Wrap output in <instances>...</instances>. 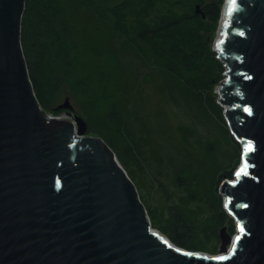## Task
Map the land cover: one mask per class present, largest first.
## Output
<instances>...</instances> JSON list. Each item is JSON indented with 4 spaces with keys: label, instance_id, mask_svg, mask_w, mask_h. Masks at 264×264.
<instances>
[{
    "label": "water",
    "instance_id": "1",
    "mask_svg": "<svg viewBox=\"0 0 264 264\" xmlns=\"http://www.w3.org/2000/svg\"><path fill=\"white\" fill-rule=\"evenodd\" d=\"M24 2L0 0V264H264V0H225L213 42L218 100L244 147L221 184L239 232L221 229L218 256L153 230L111 149L80 117H48L21 48Z\"/></svg>",
    "mask_w": 264,
    "mask_h": 264
},
{
    "label": "rangeland",
    "instance_id": "2",
    "mask_svg": "<svg viewBox=\"0 0 264 264\" xmlns=\"http://www.w3.org/2000/svg\"><path fill=\"white\" fill-rule=\"evenodd\" d=\"M217 1L175 0L173 5L183 10L184 3L199 5L205 14ZM65 8L72 82L42 109L58 119L78 116L86 134L114 143L111 151L134 184L153 230L169 239L172 214L179 210L192 228V236L184 237L191 248L184 249L220 255L221 229L231 238L239 232L221 184L235 180L244 152L216 92L227 78L213 47L220 18L215 25L208 22L213 59L208 56L205 68L189 73L142 53L100 11L77 0H67ZM202 19L207 23L206 16ZM65 98L72 110L57 109ZM114 103L118 117L110 123Z\"/></svg>",
    "mask_w": 264,
    "mask_h": 264
},
{
    "label": "trees",
    "instance_id": "3",
    "mask_svg": "<svg viewBox=\"0 0 264 264\" xmlns=\"http://www.w3.org/2000/svg\"><path fill=\"white\" fill-rule=\"evenodd\" d=\"M77 1L100 11L103 19L111 23L127 41L171 68L191 73L205 68L208 56L213 59L208 22L215 25L220 18L221 0L211 7L206 6L209 9L205 8L207 23L201 13H195L187 3L181 4L184 10L176 8L173 5L175 0ZM65 2L67 0L24 2L21 48L35 97L43 107L51 105L72 82L71 28ZM78 83L75 81L72 84L77 86ZM87 85H90L89 80ZM108 117L110 123L116 121L115 103ZM103 140L111 150L114 148L109 138ZM191 229L187 217L179 210L174 211L167 233L169 239L179 247L189 249L191 247L184 237L192 236Z\"/></svg>",
    "mask_w": 264,
    "mask_h": 264
},
{
    "label": "built area",
    "instance_id": "4",
    "mask_svg": "<svg viewBox=\"0 0 264 264\" xmlns=\"http://www.w3.org/2000/svg\"><path fill=\"white\" fill-rule=\"evenodd\" d=\"M225 80H226V78L223 80V81H221L220 83H222V82H225ZM220 85V84H219ZM47 114V113H46ZM48 115V114H47ZM48 117L50 118V119H58V117H55V116H51V115H48Z\"/></svg>",
    "mask_w": 264,
    "mask_h": 264
},
{
    "label": "bare ground",
    "instance_id": "5",
    "mask_svg": "<svg viewBox=\"0 0 264 264\" xmlns=\"http://www.w3.org/2000/svg\"><path fill=\"white\" fill-rule=\"evenodd\" d=\"M220 255H224V254H220ZM218 256V255H217Z\"/></svg>",
    "mask_w": 264,
    "mask_h": 264
}]
</instances>
